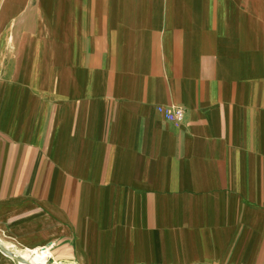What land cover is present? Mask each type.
<instances>
[{
  "label": "crops",
  "instance_id": "1",
  "mask_svg": "<svg viewBox=\"0 0 264 264\" xmlns=\"http://www.w3.org/2000/svg\"><path fill=\"white\" fill-rule=\"evenodd\" d=\"M0 241L264 264V0H0Z\"/></svg>",
  "mask_w": 264,
  "mask_h": 264
},
{
  "label": "built area",
  "instance_id": "2",
  "mask_svg": "<svg viewBox=\"0 0 264 264\" xmlns=\"http://www.w3.org/2000/svg\"><path fill=\"white\" fill-rule=\"evenodd\" d=\"M168 119L175 121V122H181L184 118V111L179 109L177 112H170L167 115ZM11 252L13 249L8 248ZM34 251L40 252V254L45 255V259L43 263H32L28 261L31 264H57L56 260L53 258L51 249L48 246L40 247L37 249H32V250H27L25 254H30L32 255ZM23 257V255H21ZM27 260V259H26Z\"/></svg>",
  "mask_w": 264,
  "mask_h": 264
},
{
  "label": "water",
  "instance_id": "3",
  "mask_svg": "<svg viewBox=\"0 0 264 264\" xmlns=\"http://www.w3.org/2000/svg\"><path fill=\"white\" fill-rule=\"evenodd\" d=\"M53 244L49 245V248L52 249L53 248ZM0 250L6 254L7 256L11 257L12 259H14L16 262H18V264H31L29 263L27 260H25L23 257L21 256H17L14 253H12L7 247L4 246V244L0 241Z\"/></svg>",
  "mask_w": 264,
  "mask_h": 264
},
{
  "label": "bare ground",
  "instance_id": "4",
  "mask_svg": "<svg viewBox=\"0 0 264 264\" xmlns=\"http://www.w3.org/2000/svg\"><path fill=\"white\" fill-rule=\"evenodd\" d=\"M37 253H40V252H37ZM36 253V251L30 256V258H31V262L32 263H42L44 260V258H43V256L42 255H44V254H37ZM23 255V258L26 260L27 258L25 257V255L24 254H22ZM45 256V255H44ZM28 261V260H27Z\"/></svg>",
  "mask_w": 264,
  "mask_h": 264
},
{
  "label": "rangeland",
  "instance_id": "5",
  "mask_svg": "<svg viewBox=\"0 0 264 264\" xmlns=\"http://www.w3.org/2000/svg\"><path fill=\"white\" fill-rule=\"evenodd\" d=\"M30 255V254H29Z\"/></svg>",
  "mask_w": 264,
  "mask_h": 264
}]
</instances>
